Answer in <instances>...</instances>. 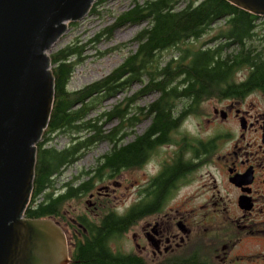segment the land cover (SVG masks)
I'll return each mask as SVG.
<instances>
[{
	"label": "flooded vegetation",
	"instance_id": "flooded-vegetation-1",
	"mask_svg": "<svg viewBox=\"0 0 264 264\" xmlns=\"http://www.w3.org/2000/svg\"><path fill=\"white\" fill-rule=\"evenodd\" d=\"M253 37L264 44V15L255 21ZM242 71L237 82L251 73L248 68ZM230 87L198 100L180 96L173 109L177 120L168 130L151 125L152 101L138 104L153 89L142 85L126 97L124 123L120 112L114 115L115 146L120 149L147 136L142 156L128 163L110 161L116 151L110 146L95 156L97 162L82 166L67 180H62L64 172L54 178L53 214L66 233L68 264L80 243L94 236L108 217L118 221L127 215V229L111 236L109 245L114 251L130 252L139 264H184L192 259L264 264V89ZM79 88L85 85L71 90ZM104 96V90L87 96L94 102L92 111ZM87 99L85 94L78 97L69 112L80 107L85 111ZM64 134L57 128L44 145L57 146L54 140ZM75 135L73 140L90 133L84 129ZM101 141L110 140H96L90 148ZM80 152L68 169L85 156V148ZM125 189L133 201L122 209ZM76 201L84 207L73 206ZM128 232L131 247L124 251L114 242Z\"/></svg>",
	"mask_w": 264,
	"mask_h": 264
},
{
	"label": "trees",
	"instance_id": "trees-1",
	"mask_svg": "<svg viewBox=\"0 0 264 264\" xmlns=\"http://www.w3.org/2000/svg\"><path fill=\"white\" fill-rule=\"evenodd\" d=\"M103 1L96 0L91 10L94 12L96 5ZM258 18L259 15L230 0H136L117 16L112 25L103 27L93 38L110 35L115 28L128 22H146L132 39L138 43L136 49L107 75L87 84L85 89L75 91L69 88V82L75 66L86 57L83 47L68 44L51 51L56 82L55 102L43 134L44 140L38 142L34 189L26 215L54 218V178L79 157L80 150H87L96 140L99 142L104 138H109L111 147L116 149V127L106 129L105 125L117 112L121 113L124 123L128 109L120 101L100 112V116H90L94 102L87 96L93 91L104 90L105 95L114 94L117 87H123L131 80L141 82L157 94L150 103L151 125L154 129L168 130L177 120L173 114L174 102L178 103L182 95L198 100L222 94L230 86L233 91L240 85L264 89V44L253 37L254 23ZM223 20L225 24L219 26L216 33L206 40L201 39ZM74 22L70 21V24ZM198 39L202 41L196 46ZM169 48H176L177 53L163 59L162 51ZM244 68L250 69L251 73L248 79L237 82L236 77ZM84 94L87 99L85 111L80 107L69 112V105ZM59 127L68 141L61 147L44 145ZM84 129L90 135L73 140L75 134ZM148 142L146 136L135 144L116 149L108 158L118 163L139 159ZM117 220L108 217L101 228L95 229L94 236L81 242L70 264H139L130 252L114 251L109 245L111 236L127 229L130 216H121ZM184 264L207 263L192 259Z\"/></svg>",
	"mask_w": 264,
	"mask_h": 264
},
{
	"label": "water",
	"instance_id": "water-1",
	"mask_svg": "<svg viewBox=\"0 0 264 264\" xmlns=\"http://www.w3.org/2000/svg\"><path fill=\"white\" fill-rule=\"evenodd\" d=\"M96 0H0V264H68L65 230L26 215L56 95L51 48ZM264 15V0H230Z\"/></svg>",
	"mask_w": 264,
	"mask_h": 264
},
{
	"label": "rangeland",
	"instance_id": "rangeland-1",
	"mask_svg": "<svg viewBox=\"0 0 264 264\" xmlns=\"http://www.w3.org/2000/svg\"><path fill=\"white\" fill-rule=\"evenodd\" d=\"M135 1L136 0H105L97 4L94 12L91 10L83 19L71 23L69 29L51 48V51H56L68 44L83 47V54L86 57L75 66L74 73L69 82V88L73 89L84 85L86 86L87 84L102 78L111 72L113 68L120 65L125 60L126 56L136 49L138 43L132 41V39L136 33L147 24L146 22H128L115 28L110 35H103L100 39L96 40L93 39L103 27L112 25L117 16L121 12L129 9ZM94 4H96V1ZM224 24V20L218 22L203 37H201V39H208L216 33L219 26ZM201 39L196 40V46L200 45V42L202 41ZM162 52L163 59H167L173 53H177V49L169 48ZM142 85L143 84L139 81H133L129 86L125 84V86L128 87H117L114 94H107L101 99V104H99L95 111H92L90 116L96 115L97 112H103L105 109L112 108L120 101H122L125 106L126 97L129 96L135 88L138 89ZM156 97L157 94L155 92L148 93L146 96L138 100V104L142 105L146 102L153 101ZM189 119L193 121L194 117L190 116ZM117 121L118 118H112L105 125V128L108 129L115 126ZM67 141V136L60 135L54 140V143L61 147ZM110 146H112L111 141H101L94 148L86 150L84 157L69 169L66 168L64 170L62 180L70 178L71 175L75 174L82 166L97 162L95 156L103 150L108 149ZM125 190L126 193L122 195V200L120 202V207L122 209L125 208L128 203L133 201V194H131V191L128 189ZM73 206H78L80 210L84 207V202H73ZM130 238V232H128L122 236L121 240H116L117 242H114V245L127 251L131 247Z\"/></svg>",
	"mask_w": 264,
	"mask_h": 264
}]
</instances>
